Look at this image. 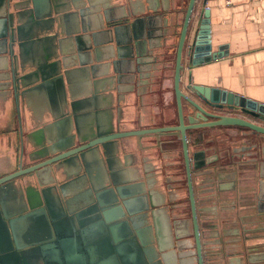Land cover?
Listing matches in <instances>:
<instances>
[{"label":"water","instance_id":"95a60500","mask_svg":"<svg viewBox=\"0 0 264 264\" xmlns=\"http://www.w3.org/2000/svg\"><path fill=\"white\" fill-rule=\"evenodd\" d=\"M4 1L6 20L1 22H6L3 37L9 43V77L17 99L19 89L24 88L22 96L30 91L32 78L41 79L38 87L52 83L66 93L67 70L47 73L40 68L26 75V64L17 50L31 37L32 27L45 32L61 17L54 18L49 7L43 8L47 0ZM117 2L119 15L113 18L110 8L103 7V18L95 17L102 23V31L92 34L95 57L101 60L103 50L108 49L110 57L115 52L114 61L101 64L108 68L110 62L125 65L119 68V75L130 81L147 71H156L161 80L170 75L175 109L163 99L164 112L156 116L163 122L122 130L125 128L119 121L117 130H99L88 139L81 137L78 124V144L51 145L41 156L43 160L29 156L31 162L38 160L29 166H24L23 148L17 169L0 176V264H224L223 254L230 248L225 249L220 241L205 248L208 242L201 221L210 218L199 211L210 197H217V191L222 201L220 186L211 191L207 190L211 186L202 184L206 173L214 169L218 180L223 168L256 178L259 210L264 213V103L217 86L194 83L192 74L190 84H182L185 57L197 68L223 56L224 52H212L210 9L198 11V0H186L181 21L176 1L164 14L156 5L138 13L130 10V0ZM53 12L59 14L57 9ZM45 13L48 17L41 19ZM23 14L28 15V24L19 23ZM116 141L123 150L134 146L153 153L151 160L150 155L144 156L142 181L118 186L113 173L108 172L112 168L108 144ZM209 143L218 144L213 154L205 149ZM101 148L106 178H101L100 187L92 184L87 192L64 202L58 197L53 203L50 191L59 175L66 174L62 172L64 162L80 160L89 174L87 157H97ZM45 174L53 184L42 180ZM34 178L38 193L30 186ZM17 184L23 187L21 206H6L4 199L14 196ZM91 191L96 193L94 200ZM78 207L83 212L76 213ZM66 216L77 219L78 227L71 222L57 226L58 218L67 223Z\"/></svg>","mask_w":264,"mask_h":264},{"label":"crops","instance_id":"0c3cea01","mask_svg":"<svg viewBox=\"0 0 264 264\" xmlns=\"http://www.w3.org/2000/svg\"><path fill=\"white\" fill-rule=\"evenodd\" d=\"M174 1L182 21L186 0H130L129 8L141 13L156 5L164 14ZM117 4V0H47L43 8L49 7L51 16L61 17V20L45 32H38V28L32 27L31 37L27 36L29 38L17 50L26 64V75L42 69L47 73L67 70L66 93L52 83L38 87L41 79L32 78L28 87L30 91L22 96L20 91L24 88L19 89L17 99L9 77V43L3 37L6 22H1L6 20L4 13L7 7L6 2L0 0V176L17 169L23 148L24 166H29L34 161L43 160L41 156L51 145H65L73 141L78 144L79 132L81 137L88 139L98 134L99 130L105 133L117 130L119 121L125 128L122 130L146 128L155 121L159 124L163 122L162 118L156 116L164 112L163 99L175 109L170 75L161 80L156 71H147L141 78L138 76L130 81L119 75V68H125V65L110 62L108 68L106 64H101V61H114L115 52L114 57H110L107 49L101 53V60L95 57L92 34L102 31V23L95 17L101 16L103 7H107L114 18L119 15ZM206 7L211 11L212 52L224 53L219 59L197 68H193L185 57L183 86L190 84L192 74L194 83L217 86L264 103V0H207L206 4L198 0V11ZM54 9L59 14L54 13ZM47 17L45 13L41 19ZM18 20L21 25L28 24V15L23 14ZM178 30H181V24ZM23 74L21 72L20 75ZM191 140L195 142L193 135ZM214 145H205L208 154L214 153ZM108 147L107 155L112 168L105 162L117 185L128 187L137 180L140 182L144 156L150 155L151 160L153 153L134 146H126L123 150L117 141L108 144ZM103 152L101 148L97 157L91 154L87 157L89 174H86L87 167L83 168L80 160L65 161L62 172L66 174H60L56 187H50L51 191L47 192L50 191L51 201L54 203L59 197L64 202L87 192L93 185L100 187L101 178H106L101 164L103 158L106 160ZM29 156L39 159L31 162ZM167 160L165 162H171ZM246 174L239 176L231 168H223L218 180L217 170L214 169L213 173H206L202 183L203 186H211L207 190L222 188V201L217 191V197H210L207 206L199 208V211L210 218V221H201L208 242L205 248L219 241L225 249L230 248L223 254L224 264H264V213L259 210L258 182L255 183L257 179ZM80 175H85V179L79 180ZM107 178L110 179L109 175ZM42 180L49 185L54 183L49 174H45ZM30 186L38 193L35 178ZM17 188L14 196L4 199L5 203L8 202L6 206H21L20 192L23 187L17 184ZM211 191L208 192L212 194ZM90 196L94 200L95 191H91ZM75 211L83 212L79 207ZM68 218L67 223L58 218L57 226L71 222L78 227L77 219Z\"/></svg>","mask_w":264,"mask_h":264}]
</instances>
